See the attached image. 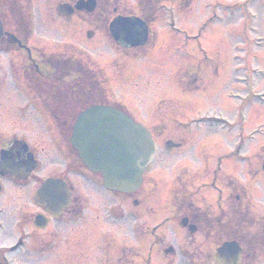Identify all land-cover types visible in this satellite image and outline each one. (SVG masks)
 I'll return each mask as SVG.
<instances>
[{
    "label": "rangeland",
    "instance_id": "rangeland-1",
    "mask_svg": "<svg viewBox=\"0 0 264 264\" xmlns=\"http://www.w3.org/2000/svg\"><path fill=\"white\" fill-rule=\"evenodd\" d=\"M111 1H105L101 25L107 31L93 27L89 17L82 24L77 17L63 22L53 15L55 38L62 39L65 55L106 82L105 101L152 130L157 162L137 192L110 193L71 146L55 152L47 114L31 101L19 115V97L7 96L1 127L35 143L42 162L28 183L0 177V260L3 255L8 264H131L136 253V264H146L149 256L151 264H192L180 253L161 251L172 245L179 252L190 242L179 226L187 211L178 205L181 194L193 195L200 212L227 224L218 208H226L232 188L245 197L250 214L245 244L257 251L253 264H264V0H151L149 42L132 49L116 45L108 25L117 14L141 16V2ZM52 49L44 45L38 55L50 56ZM14 56L21 57L4 58ZM168 140L183 145L168 151ZM219 167L231 176L211 178ZM58 175H66L83 209L37 229L34 219L43 210L34 202L36 189ZM206 247L207 242L201 249ZM188 250L211 264L196 243Z\"/></svg>",
    "mask_w": 264,
    "mask_h": 264
},
{
    "label": "flooded vegetation",
    "instance_id": "flooded-vegetation-1",
    "mask_svg": "<svg viewBox=\"0 0 264 264\" xmlns=\"http://www.w3.org/2000/svg\"><path fill=\"white\" fill-rule=\"evenodd\" d=\"M77 1L0 0V24L4 33L0 38V57H2L0 59V114H3V112L6 113L7 96L12 94L19 97L20 101L16 107V112L19 115H23L29 107L30 102L33 101L36 105L31 104L35 109H39L40 113H45L49 116V128L52 132V142L56 153L69 150V146H71L70 130L73 126V114L77 115L83 111L88 104L87 100L91 98H97L96 100L98 102H103L102 81L98 79L99 75L96 71L91 70L89 67L87 68L82 62L65 55L66 52L60 43L62 39L55 38L53 15H56L59 20L62 19L63 22L77 17L82 24H88L87 17L90 16L93 27L100 30L99 27L105 15L104 10L107 7L104 0H96L97 9L93 14L87 13L86 10H76L71 16L62 15L59 12L60 7L63 5H75ZM105 1L110 2V0ZM46 9L52 10V14L46 15L44 13ZM81 16L86 17V19H82ZM70 28L71 26L67 27L66 30ZM57 35L62 34L59 32ZM36 40H41L42 42H36ZM44 45L53 46L50 56L38 55V52L43 49ZM69 52L71 53V48ZM14 53H18L21 57L4 58V56ZM93 72L95 76H92L90 79L89 75H92ZM75 83H78V85ZM77 90H79V93H77ZM177 143L179 147L183 145L181 142ZM34 144L22 134L14 133L7 135L5 133V127H1L0 125V161L2 154H7L8 158H12L14 161L21 163L26 162L27 156L31 154L34 160L39 161L38 147ZM24 146L28 149L24 150ZM40 161L42 162V159ZM85 169L87 170L86 167ZM210 173L209 175L214 179L231 176L222 173L220 167ZM33 176L34 173L26 180H19V178L10 177L9 175H5L2 178H11L17 183H28V180H34L32 178ZM52 178L65 181L70 191L69 206L64 210L61 217L66 216L70 212L74 216L79 215L83 209V204H81L82 202L78 197L74 196L73 187L70 185L66 175H58ZM196 180L199 181L197 178ZM41 183L40 181L36 191ZM221 189L220 186L215 188L219 198L221 196ZM234 191L236 190L231 188L226 208H218L224 212V218L228 220L227 224L205 213L204 210L200 212V206L196 205L193 195H190L188 192H183L181 194L182 199L177 202L178 205H181L180 207L182 209H186L187 211L180 220L179 226L191 235V237L189 236L190 242L187 243L188 246L179 250V252H176L175 248L170 245L161 246V251L165 255L171 256L180 253L183 258L189 259L192 264H204L202 263L204 257H201L200 253L194 250H188L192 247V244L196 243V248L205 254L208 262L217 264L214 259L217 250L227 242H236L242 249L240 264H253L252 260L258 256L256 254L257 251L253 249V244L251 247H247L245 244L247 237L245 225L250 214L245 204V197L240 192ZM178 194L176 193V195ZM116 195L114 196L116 197ZM112 204L114 205L115 202ZM39 207L43 210V213L39 214H43L51 220L53 215L47 212L46 205H40ZM113 218L115 217L113 216ZM180 228L178 227L179 230ZM205 242L208 245L206 247L207 250L201 249V247H205ZM169 247L173 249L170 252L167 251ZM229 255L230 252L226 253L225 256L228 257ZM261 256L259 254V257ZM136 257L138 255L134 253L131 264H136ZM250 257L253 259H249ZM149 260H151V256H149ZM149 260H147L146 264H151Z\"/></svg>",
    "mask_w": 264,
    "mask_h": 264
},
{
    "label": "water",
    "instance_id": "water-1",
    "mask_svg": "<svg viewBox=\"0 0 264 264\" xmlns=\"http://www.w3.org/2000/svg\"><path fill=\"white\" fill-rule=\"evenodd\" d=\"M78 9H95V0L80 1ZM63 8L72 13L70 6ZM112 36L123 46L143 44L147 40L146 24L135 17H118L110 25ZM72 143L81 159L93 172L103 175L104 185L110 190L134 192L142 184V176L155 157V144L149 131L136 124L129 116L111 107H94L84 112L78 119L73 133ZM174 146L171 144L169 147ZM25 150V149H24ZM16 175L23 173L26 178L37 168L31 154L25 163L13 162L4 154L0 163L2 173ZM8 168V169H9ZM69 191L60 180H47L38 190L36 201L48 202L47 210L61 212L67 206ZM57 214V213H56ZM55 214V215H56ZM47 219L40 215L36 219L38 227H45ZM226 252L238 254V245L226 243L218 250V256Z\"/></svg>",
    "mask_w": 264,
    "mask_h": 264
}]
</instances>
